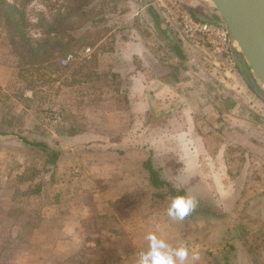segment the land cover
I'll list each match as a JSON object with an SVG mask.
<instances>
[{"label":"crops","instance_id":"crops-1","mask_svg":"<svg viewBox=\"0 0 264 264\" xmlns=\"http://www.w3.org/2000/svg\"><path fill=\"white\" fill-rule=\"evenodd\" d=\"M176 2L186 8L185 0ZM161 5L129 0L128 13L115 16L94 46L80 79V113L94 126L53 131L60 154L49 173L20 178L29 200L49 197L38 223L24 224L20 234L8 228L4 240L22 248L18 258L26 247L64 246L53 264H138L154 232L188 249L185 264L232 262L217 256L225 244L237 248L238 264H264L255 249L259 242L264 251V117L232 80L234 71L228 77L212 65L201 37L181 34ZM193 11L215 15L208 0H196ZM9 51L2 35L0 85H7L1 75L17 68ZM68 105L76 113L73 101ZM147 160L186 188L197 205L193 216H168L174 195L154 187Z\"/></svg>","mask_w":264,"mask_h":264},{"label":"rangeland","instance_id":"rangeland-1","mask_svg":"<svg viewBox=\"0 0 264 264\" xmlns=\"http://www.w3.org/2000/svg\"><path fill=\"white\" fill-rule=\"evenodd\" d=\"M8 1L19 6L23 4V0ZM128 1L98 0L91 15L97 20L104 17V20H100L96 24L88 22L85 25L84 28L86 29H82L80 32L81 42L83 41L85 44L76 45L63 55L57 54L52 58H49L44 50L34 51L36 49L34 48L30 51L28 45L21 59L14 50L8 32L0 26V37L5 35V39L11 46L9 52L15 57L17 63L16 70L6 76L1 75V78L7 81V85H0V130L8 133H3V136L0 137V188L4 189L1 194L3 196H0V264H13L16 259H22L17 257L22 248H17L14 243H11V238H8L10 239L8 242L4 240L8 228L14 224L10 233L13 234L14 232L16 234L19 232L20 234L24 224L30 226L32 223H38L41 217L44 218L43 215L49 197L45 193V200H38L34 203L32 199L29 200L30 195L21 192V190L27 188V184L21 182L22 179L20 178H31L41 170H45V172H41V175H47L49 167L52 168L50 163H44L47 160V155L43 150L32 149V146L21 138L26 136L30 141H46L50 143L51 148L58 150V145L50 139V134H53V131L59 134V132L63 133V131L69 129L70 126L78 129L94 126V124L90 125L87 119H84L86 117L81 116L80 113V96L83 88L80 79L82 73L85 72L86 62L90 63L91 61L92 63L94 60L78 58L65 65L62 63V59L69 52H77L86 45L96 47L97 41L112 29L110 27L115 22V16L120 17V15L128 13L126 12ZM174 1L176 2V0ZM62 3V0H32L27 3L26 16L29 20L27 29L33 39L41 35L43 25L46 24L45 21L53 19ZM161 6L165 8L163 2ZM34 52L35 55H33ZM27 60H30V62ZM5 61L7 63L8 59ZM22 66L25 71L21 72ZM233 71L235 76L233 74L232 80L235 78L240 82L242 87L239 86L238 89L243 90V96L250 102L252 110L264 117V101L246 84L237 67ZM72 82L74 84L70 86L69 84ZM91 83L90 86L96 89L97 80L93 79ZM72 101L74 107L72 111H76V113L67 112L68 103ZM64 106H67V108ZM56 114L58 117L55 116ZM47 187L48 176L41 190H45ZM214 220L218 222L220 220L221 222L220 217H215ZM217 225L219 231L223 232L222 228L224 226L221 223H217ZM221 242L224 244V241ZM26 248V256L21 261L23 264H53L51 260L54 259V256H57V260H59L60 253L65 250L64 246H31ZM220 249H224L223 245L217 249L219 250L217 252L218 258L223 260L224 257L221 255ZM255 249L260 252L259 254L264 255L263 247L259 242ZM236 251L237 249L228 253L233 259L231 264H238L237 260H239L240 254ZM258 256L260 257V255ZM56 264H59V262L57 261ZM219 264L225 263L219 261Z\"/></svg>","mask_w":264,"mask_h":264},{"label":"trees","instance_id":"trees-1","mask_svg":"<svg viewBox=\"0 0 264 264\" xmlns=\"http://www.w3.org/2000/svg\"><path fill=\"white\" fill-rule=\"evenodd\" d=\"M30 1L32 0H23V4L19 6L18 4L10 3L8 0H0V26L4 27L8 32L14 50L21 59L23 58V53L28 45L30 51L34 48H36L34 51L44 50L49 58H52L57 54L63 55L70 49L74 48V46L85 44V42H81L80 32L82 29H86L84 27H86L85 25H87L88 22L96 24L98 21L104 20V17L98 18L97 20L91 15L98 0H62L63 3L60 4L53 19L49 21L46 20L41 35L36 39H33L27 29L29 20L26 16V6ZM192 14L198 19L205 20L194 12H192ZM33 55H35V52ZM28 62H30V60ZM24 69L25 68L22 66L20 69L21 72ZM21 139L29 143L32 147L43 149V152L47 155L46 161L48 163L52 162L51 164H53L57 161L60 152L50 148L48 142L30 141L23 136ZM145 167L150 172L151 181L154 187L161 189L168 186L170 193L174 196L178 194L187 195L186 188L173 185L166 175H164L162 169L155 167L149 160L145 162ZM201 205H203V203ZM195 207H197V205ZM195 207L188 215H194ZM224 246L223 251L221 250L220 253L223 254L224 259H229V251L237 248L230 244H225ZM226 264H231V262L228 261Z\"/></svg>","mask_w":264,"mask_h":264},{"label":"water","instance_id":"water-1","mask_svg":"<svg viewBox=\"0 0 264 264\" xmlns=\"http://www.w3.org/2000/svg\"><path fill=\"white\" fill-rule=\"evenodd\" d=\"M182 3V0H178ZM194 12L196 0H185ZM215 15L205 20L224 25L238 43L235 66L246 84L264 101V0H208Z\"/></svg>","mask_w":264,"mask_h":264},{"label":"built area","instance_id":"built-area-1","mask_svg":"<svg viewBox=\"0 0 264 264\" xmlns=\"http://www.w3.org/2000/svg\"><path fill=\"white\" fill-rule=\"evenodd\" d=\"M168 10V17L174 27L184 36L189 38L201 37L205 46L209 48L210 63L231 75L235 66V50L238 43L232 38L229 30L215 21L196 18L191 11L180 7L173 0H160ZM171 2V3H170ZM95 52V47L86 45L77 52H69L62 63L67 65L78 58L90 59ZM230 75H226L230 77ZM58 117V115H55Z\"/></svg>","mask_w":264,"mask_h":264},{"label":"clouds","instance_id":"clouds-1","mask_svg":"<svg viewBox=\"0 0 264 264\" xmlns=\"http://www.w3.org/2000/svg\"><path fill=\"white\" fill-rule=\"evenodd\" d=\"M195 200L188 195L178 194L171 200L167 214L173 219L183 220L195 207ZM148 247L138 254V264H185L188 249L181 245L171 246L154 232L147 235Z\"/></svg>","mask_w":264,"mask_h":264}]
</instances>
